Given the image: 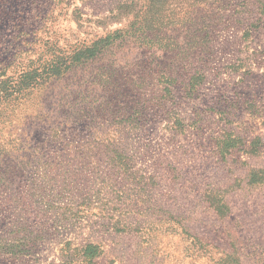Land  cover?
<instances>
[{"label": "rangeland", "instance_id": "obj_1", "mask_svg": "<svg viewBox=\"0 0 264 264\" xmlns=\"http://www.w3.org/2000/svg\"><path fill=\"white\" fill-rule=\"evenodd\" d=\"M123 1L0 0L9 9L0 19V73L72 59L122 26L111 11ZM207 15L176 31L158 16L148 26L162 34L129 38L102 59L123 67L119 103L148 102L142 124L94 126L60 106L107 98L94 91L97 63L0 105V145L26 154L0 188V264H64L90 242L102 249L95 264H264V181L250 182L253 170L264 171V0H222ZM162 70L179 82L197 72L205 79L194 97L179 84L160 108ZM227 131L244 144L222 159L216 140ZM115 150L136 177L122 172ZM215 186L231 206L226 216L206 201Z\"/></svg>", "mask_w": 264, "mask_h": 264}, {"label": "trees", "instance_id": "obj_2", "mask_svg": "<svg viewBox=\"0 0 264 264\" xmlns=\"http://www.w3.org/2000/svg\"><path fill=\"white\" fill-rule=\"evenodd\" d=\"M221 2L222 0H124L113 9V11H111V16L114 20L123 24L125 21L130 20L132 25L135 24L137 26L136 29L134 28V31L127 30V28H125L127 26L123 27L122 24L120 28L108 31L104 36L99 37V39L94 41L91 45L81 47L74 53L73 58H70L71 60L65 58L59 60V62H51L47 65V60L44 59L43 62L37 66L36 62L32 61L31 64L17 72V74L15 71L13 75L5 77L7 76L5 73H0V76H3L2 79H0V105L18 98L26 92H32L42 86L44 87L47 83L64 78L67 74V70H74L78 67L83 68L84 66L89 67L90 65L97 63L98 68L94 67L93 73L95 72L94 81L98 86L95 87L94 91L96 94H106L107 98L103 100H89L85 98L79 103L65 102L61 103L62 105L60 106L69 111V117H88L90 125L94 126L97 124H104L105 121L108 120L120 121L122 123L142 124V122L147 119L146 111L149 107L148 102L139 101L132 107H128L127 104L122 105L119 103V97L126 92L122 83L118 82V79L122 75L121 71L123 67L116 66L115 64L108 67H102V59L107 56L108 51L119 49L124 46L126 40L129 38L134 40V42H138L139 39L144 37L150 39L160 32L162 34L163 29H160L159 26H148V23L152 20L158 19V16L162 18V21H168L167 19H169L170 22H173V28L176 31L175 27H181L182 25L191 22V17L193 23L204 22L202 20L205 19L204 15L207 13V19L212 17L215 5H220ZM163 8L166 9V13L161 11ZM8 10L9 9L7 8H0V19L4 14L8 13ZM195 12H197V15L200 13V17L203 16L202 19L199 17V19H197V17L194 16ZM142 15L144 16V19L147 17V20L144 22L141 19ZM108 17L109 16H104L102 19ZM152 17L154 18L151 19ZM154 31H156V33H154ZM167 51L168 50L164 53H167ZM11 65L12 64H7L4 68L8 69ZM160 72H162L160 78L162 77L164 79L163 82L166 83V85L162 83L163 87L160 88L161 100L158 103V107L160 108L171 102V99L174 97V89H176L179 84L180 87L182 86L185 96L194 97L199 86L202 85L205 79L203 73L197 72L192 75L191 78L186 79L185 77V79L179 82L178 77L173 76L174 73L169 71L166 72L165 70ZM130 88L135 90L139 87H131L129 85L127 91L130 90ZM119 115H123V117L118 118ZM174 124L178 127V130L179 128L184 129L185 127L182 118H176ZM3 144L5 143H2L0 147L3 146ZM242 144H244V141L238 138L235 133L228 131L224 132L217 137L216 153L220 158L226 159L227 156L232 154V152ZM1 149L0 188L9 185L17 165L24 163L25 161V157L23 156L25 154L24 151L14 152L13 149L8 150L7 147L4 146L1 147ZM120 152L121 151L119 150L114 151V153L117 154V157L120 155V168L123 166L125 168L122 172L127 173L129 178L136 177V174L128 169L131 159L123 153L120 154ZM12 158L17 160L14 166L8 165L9 160ZM258 175L260 176L259 178H257ZM250 177H252L250 181L251 183L262 182L264 181V171L257 172V170H253ZM206 201L209 204V207L220 217L226 216L231 211V206L227 202L224 192L216 186L207 191ZM26 240L27 242L22 245L27 247L34 239L32 238L31 241H28L27 238ZM68 245H71V242H68ZM81 247V254L79 253L77 258H71L69 254L64 256V264H72L74 260L75 264H95L96 259L102 253L100 245L90 242Z\"/></svg>", "mask_w": 264, "mask_h": 264}]
</instances>
